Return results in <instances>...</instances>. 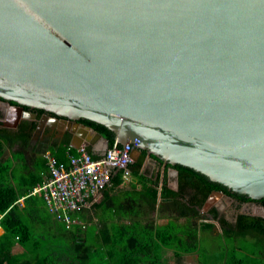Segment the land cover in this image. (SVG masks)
<instances>
[{"label":"water","instance_id":"1","mask_svg":"<svg viewBox=\"0 0 264 264\" xmlns=\"http://www.w3.org/2000/svg\"><path fill=\"white\" fill-rule=\"evenodd\" d=\"M0 99L264 199V0H0Z\"/></svg>","mask_w":264,"mask_h":264},{"label":"trees","instance_id":"2","mask_svg":"<svg viewBox=\"0 0 264 264\" xmlns=\"http://www.w3.org/2000/svg\"><path fill=\"white\" fill-rule=\"evenodd\" d=\"M32 111L38 116L44 114ZM82 123L101 134L108 148L115 145V135L106 127L89 120ZM36 124L23 121L10 129L0 123V226L4 230L0 235V264H170L164 261L165 251L173 252L176 264H183L192 254L198 264H264L263 218L239 214L230 223L215 208L203 211L213 192L235 200L237 209L254 201L191 169L163 168L162 161L145 151L129 165L128 181L115 174L102 190L101 202L72 212L73 219L66 225L48 211L42 194L29 196L42 177L31 172L22 185L14 187L15 168L11 162L2 161L6 147L15 148V160L31 158L40 170L46 169L42 160L48 152L59 162H66L65 157L56 155L60 149L77 153L67 139L34 143ZM87 151L92 158H100L89 147ZM148 158L156 168L145 165ZM169 169L178 173L177 190L169 187ZM22 197L24 204L19 205ZM257 203L264 207V199ZM92 210L101 213L100 221L95 218L97 214H90ZM161 219L165 224L157 223ZM209 219L220 225V232Z\"/></svg>","mask_w":264,"mask_h":264},{"label":"built area","instance_id":"3","mask_svg":"<svg viewBox=\"0 0 264 264\" xmlns=\"http://www.w3.org/2000/svg\"><path fill=\"white\" fill-rule=\"evenodd\" d=\"M136 146L135 143L121 146L115 143L102 157L94 159L87 146L82 144L76 155L67 152L68 164L47 153L48 176L33 188L29 196L42 194L48 211L69 226L73 219L71 213L96 204L115 174L126 181L130 179L129 165L135 162L133 151ZM24 200L22 197L18 204L23 205Z\"/></svg>","mask_w":264,"mask_h":264},{"label":"crops","instance_id":"4","mask_svg":"<svg viewBox=\"0 0 264 264\" xmlns=\"http://www.w3.org/2000/svg\"><path fill=\"white\" fill-rule=\"evenodd\" d=\"M11 110L12 109H6V112H5L8 120H11L10 117H13L12 114L9 113ZM14 120H15V118H14ZM11 121H13V120H11ZM68 129L69 128H67V127L64 128L65 131L68 130ZM44 132L45 131H43L41 133L44 134ZM58 135L61 136L60 132L57 131V130H53V135L52 136H54L53 137V139H55L54 141L64 142L65 139H67L69 146L72 147L73 149H75L76 152H77V149L74 148L78 144V141H79V137L77 135L74 136V137H77V138H73L72 134L69 133L68 131H66L64 133L63 137H59ZM65 137H67V138H65ZM45 140H46V138H43V136L39 134L37 136V138L34 139V143H42V142H45ZM88 147L90 148V150L93 153V155L98 156V157H102L104 155V153L106 152V150L108 149L107 142L105 140H99V141L95 142L93 145H88ZM61 148H64V145H62ZM65 150H66V147H65ZM66 152L64 153L62 151V149H60L56 153V155L58 157H61V158L65 157L66 158V162H63V163L68 164V158H67V153ZM48 153H50V152H48ZM73 154L76 155V153H73ZM54 157L59 161V159L56 156H54ZM45 159H46L45 156H43L42 164L44 163V166H45L46 169H42V170L39 169L40 168L39 166L35 165L34 161L31 158H28L26 160H20V158H19L18 160H15L13 158V155L11 154V155L5 157L2 161L4 163L11 162L12 163V168H15L16 165L23 166V169L21 171H19L20 174H18L17 176H14V181L12 182L14 187H19L20 184L22 185L25 182L24 181V177L25 178L28 177L31 172H35L36 171L42 177V179H45L48 176L49 169H47V162H46ZM161 172L163 173L162 167H161ZM169 172L172 174V175H169V176L171 178L175 179L176 184H177V188H178V173H177V171L173 170V169H169L168 170V174H169ZM170 188L173 189V190H177V188L176 189H174L172 187H170ZM102 199H103V197H102V194H101V196L99 197L98 202L96 204H99V202H101ZM90 214H92L93 216L95 214H97V216L95 218L98 221H100V219H101V213L100 212H97L96 210L95 211L92 210ZM159 222H161L160 224H162V223L165 224L166 220L165 219H161ZM3 233H4V230L2 228H0V235L3 234ZM163 254H164V258H166V259H164V261H168V263L176 264V259L174 257L173 252L165 251ZM191 258H193V255L187 256V258L185 259L183 264H187L186 262L189 261V260L191 261ZM191 262H193V261H191Z\"/></svg>","mask_w":264,"mask_h":264},{"label":"rangeland","instance_id":"5","mask_svg":"<svg viewBox=\"0 0 264 264\" xmlns=\"http://www.w3.org/2000/svg\"><path fill=\"white\" fill-rule=\"evenodd\" d=\"M0 117H1V119L6 120V117L4 114L0 115ZM10 118H11V120H14L13 117H10ZM15 151H16L15 148L13 150H11L10 148L6 147L4 155L2 158H5V157L13 154ZM145 165L147 167H150L151 170L156 168V163L151 161L150 158H148V160H146ZM22 169H23V166L16 165V167L14 169V176H17L18 174H20L19 171H21ZM169 175H172V174L170 172L168 174L169 186L176 189L177 188L176 181H175V179L171 178ZM238 205L239 204L236 201L230 199L229 197H227L225 195H222V196L215 198L213 205L208 207V210H206L205 208L203 210L205 213H207L209 210L215 208L219 212L220 216L224 217L230 223L235 222V218H236L237 214H239V213H243V214L246 213V214L258 216L255 209H254V206L252 204H243L240 206L239 209H237ZM209 220L211 222H215L214 220H211V219H209ZM157 223L160 224L161 222L158 221ZM215 225H216L217 232H220V228H221L220 225L217 222H215ZM205 243L207 244V241L204 242V244ZM208 245H209V242H208ZM192 255H193V258H191V261H193V262H191L189 260L186 263L187 264H198L197 256L194 254H192ZM170 264H172V263H170Z\"/></svg>","mask_w":264,"mask_h":264},{"label":"flooded vegetation","instance_id":"6","mask_svg":"<svg viewBox=\"0 0 264 264\" xmlns=\"http://www.w3.org/2000/svg\"><path fill=\"white\" fill-rule=\"evenodd\" d=\"M13 108L14 107L12 105L8 106L7 103H3V102L0 103V115L4 114L6 117V120L1 119V117H0V123L3 127L10 128V129H16L23 121L33 122L31 120L19 118L18 116L21 117V113L17 112L18 110L13 109ZM6 109H12L9 113L12 114V116L15 118V120H13V121L8 120L6 113H5ZM28 110H30V109H28ZM38 117H40V116H38ZM44 131H45L44 134L40 133V135H42L43 138H46V140H55V139H53L54 136H52L53 135V129H51L50 127H46L44 129ZM37 136L34 135V132H33L32 140L34 141V139L37 138ZM248 204H252L254 206L256 213L258 212V213L262 214V216H263L264 213H262L261 211H264V207L261 204H259L257 202L248 203ZM251 216H255V215H251ZM255 217H260V216H255Z\"/></svg>","mask_w":264,"mask_h":264},{"label":"clouds","instance_id":"7","mask_svg":"<svg viewBox=\"0 0 264 264\" xmlns=\"http://www.w3.org/2000/svg\"><path fill=\"white\" fill-rule=\"evenodd\" d=\"M38 118H39V117H38ZM85 145H86V144H85ZM86 146H87V145H86ZM87 147H88V146H87ZM67 152H68V151H67ZM46 154H47V153H46ZM46 154H45V155H46ZM51 155H52V154H51ZM163 168H164V167H163ZM163 168H162V171H163ZM213 193H214V192H213ZM213 193L211 194L210 197H212ZM225 196H226V195H225ZM210 197H209V198H210ZM209 198H208V199H209ZM215 198H216V196L213 198V203H214V201H215ZM230 199H232V198H230ZM19 200H20V199H19ZM232 200H233V199H232ZM207 201H208V200H207ZM234 201H235V200H234ZM206 203H207V202H206ZM213 203H212V205H213ZM212 205H211V206H212ZM204 208L206 209V205H205ZM206 210H208V209H206ZM203 211H204V210H203ZM239 214H243V213H239ZM239 214H237V215H239ZM245 214H246V213H245ZM236 217H237V216H236ZM254 217H255V216H254ZM2 218H3V217L0 216V223H1V219H2ZM0 228H1V226H0ZM220 230H221V229H220Z\"/></svg>","mask_w":264,"mask_h":264}]
</instances>
